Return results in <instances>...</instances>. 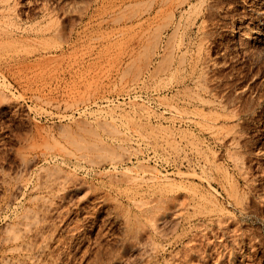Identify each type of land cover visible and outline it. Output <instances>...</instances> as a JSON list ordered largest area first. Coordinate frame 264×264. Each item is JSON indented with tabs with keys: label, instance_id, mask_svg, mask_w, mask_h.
<instances>
[{
	"label": "rangeland",
	"instance_id": "rangeland-1",
	"mask_svg": "<svg viewBox=\"0 0 264 264\" xmlns=\"http://www.w3.org/2000/svg\"><path fill=\"white\" fill-rule=\"evenodd\" d=\"M0 264H264V0H0Z\"/></svg>",
	"mask_w": 264,
	"mask_h": 264
},
{
	"label": "bare ground",
	"instance_id": "bare-ground-1",
	"mask_svg": "<svg viewBox=\"0 0 264 264\" xmlns=\"http://www.w3.org/2000/svg\"><path fill=\"white\" fill-rule=\"evenodd\" d=\"M145 2H146V1H145ZM163 3H164V2H163ZM157 4H158V3H157ZM45 6H46V5H45ZM142 6H143V5H142ZM154 7H155V6H154ZM46 9H47V8H46ZM156 10H157V9H156ZM46 11H47V10H46ZM135 15H136V14H135ZM151 17H152V16H151ZM121 18H122V17H121ZM121 18H120V19H121ZM117 19H118V18H117ZM115 20H116V18H115ZM33 32H34V31H33Z\"/></svg>",
	"mask_w": 264,
	"mask_h": 264
}]
</instances>
